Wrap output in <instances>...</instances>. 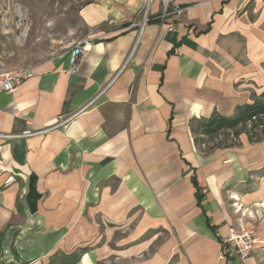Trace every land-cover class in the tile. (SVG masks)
<instances>
[{
	"label": "crops",
	"instance_id": "crops-1",
	"mask_svg": "<svg viewBox=\"0 0 264 264\" xmlns=\"http://www.w3.org/2000/svg\"><path fill=\"white\" fill-rule=\"evenodd\" d=\"M164 10L90 0L79 71L71 48L0 94V264H264L261 131L197 144L190 124L264 91V0ZM230 230L255 235L244 261Z\"/></svg>",
	"mask_w": 264,
	"mask_h": 264
},
{
	"label": "rangeland",
	"instance_id": "rangeland-1",
	"mask_svg": "<svg viewBox=\"0 0 264 264\" xmlns=\"http://www.w3.org/2000/svg\"><path fill=\"white\" fill-rule=\"evenodd\" d=\"M87 1L0 0V73L33 68L70 50L85 34L78 12ZM251 125L264 137V116Z\"/></svg>",
	"mask_w": 264,
	"mask_h": 264
},
{
	"label": "built area",
	"instance_id": "built-area-1",
	"mask_svg": "<svg viewBox=\"0 0 264 264\" xmlns=\"http://www.w3.org/2000/svg\"><path fill=\"white\" fill-rule=\"evenodd\" d=\"M162 1L165 7L164 13H167L166 7L169 4V0ZM180 11L181 10L178 8L174 9V13H180ZM147 22L148 18L144 14L138 24L140 31ZM88 50L89 46L85 41L78 42L72 47L69 56L70 73L76 74L79 71L87 57ZM32 76V68H19L14 71L0 73V94L15 93V91L23 83V81L31 78ZM75 115L76 113L68 115L66 117H60L56 125H54L53 127H66L69 122L75 117ZM255 243L256 238L253 232L236 233L234 232V230H230L228 237L221 241V245L224 249L221 256L223 257L224 253H234L240 261H244L252 252L253 245ZM230 244H232V247L229 246Z\"/></svg>",
	"mask_w": 264,
	"mask_h": 264
},
{
	"label": "trees",
	"instance_id": "trees-1",
	"mask_svg": "<svg viewBox=\"0 0 264 264\" xmlns=\"http://www.w3.org/2000/svg\"><path fill=\"white\" fill-rule=\"evenodd\" d=\"M89 2L90 0L84 5ZM262 116H264V91L252 103L237 107L234 115L231 117H223L217 112H214L207 120H191V133L195 138V142L200 144L203 138L211 139L226 130H236L239 126H244ZM33 181L34 179L31 178L29 185L30 192L34 188ZM37 198H39V195H37ZM31 209L34 210L33 207Z\"/></svg>",
	"mask_w": 264,
	"mask_h": 264
}]
</instances>
